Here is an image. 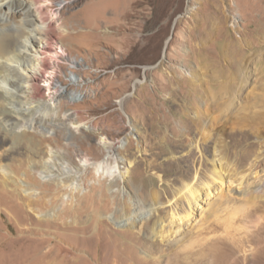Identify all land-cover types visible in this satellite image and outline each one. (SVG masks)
<instances>
[{"label": "rangeland", "instance_id": "rangeland-1", "mask_svg": "<svg viewBox=\"0 0 264 264\" xmlns=\"http://www.w3.org/2000/svg\"><path fill=\"white\" fill-rule=\"evenodd\" d=\"M134 1L53 2L52 9L69 20L79 19V30L87 33L76 36L68 27L66 50L75 60L60 64L67 71L57 72L55 78L66 98L75 97L66 111L74 124L66 135L51 131L48 138L27 131V138L38 143L35 159L41 162L46 150L54 147L83 165L82 156L92 161L105 158L107 139L117 144L112 160L116 158L121 175L110 184L85 165L78 188L64 187L42 180L29 168L26 146L16 145L17 153L0 141V163L12 170L8 180L0 174V264H165L171 243L224 236L232 245L226 264H259L251 233L264 221V162L258 176L249 169L260 155L258 146L245 163L243 177L231 169L223 173V192L218 182L208 183L209 189L202 186L185 217L186 211L163 191L178 185L175 179L181 178L178 169L183 166L179 159L187 150L193 153L196 176L202 174L207 158L197 139L179 147L186 140V108H206L207 98L213 96L211 109L228 105L242 122L264 126V0ZM132 3L133 23L121 27ZM159 14L165 24L151 34ZM128 35L137 40L133 47L126 44ZM190 75L199 79L196 86ZM253 111H259L258 116H250ZM235 139H225L232 162L245 144ZM21 182L30 185L29 194ZM153 183L162 192L159 216L166 229L172 224L177 232L169 231L164 241L159 240L160 248L123 243L128 230L142 235L138 226L128 227L127 217L133 216V201L143 206L138 220L154 205L146 197ZM240 189L247 190V197L238 193ZM255 190L257 195L251 196ZM216 204L220 206L213 213ZM185 207L189 210L186 202ZM150 214L149 220L158 213ZM172 215L176 218L170 222ZM85 226L87 232L81 229Z\"/></svg>", "mask_w": 264, "mask_h": 264}, {"label": "bare ground", "instance_id": "bare-ground-1", "mask_svg": "<svg viewBox=\"0 0 264 264\" xmlns=\"http://www.w3.org/2000/svg\"><path fill=\"white\" fill-rule=\"evenodd\" d=\"M54 1L56 0H0V141L7 142L9 148L16 150L17 153L19 148L16 145L26 146L27 153H25L29 168L35 169L42 180H53L58 185L77 189L76 181L80 172L84 170L85 165H91L98 175H103L108 178L110 184H115L121 175L119 163L115 157L112 160L117 147L116 142L104 139L105 158L92 161L82 156L84 164L78 165L71 161V156L67 152L54 147H49L45 158L37 162L35 158L39 156V153L33 148L37 147L38 143L35 138L26 136L27 131L33 132L35 137L37 133H40L42 138H48L46 134L51 131H61L66 135L67 131L71 130L69 125L74 124L72 114L66 111L75 97L72 95L71 99L66 98L62 85L55 78H57V72L67 71V68L60 64L73 63L75 60L66 50L65 41L71 39L68 27L71 26L72 34L76 36L81 33L85 35L87 32L79 30L81 27L79 19L69 20L59 10L56 12L57 8L52 9ZM141 1L143 0H135L133 3L139 4ZM133 3L129 11L123 15L121 27L125 28V25L133 23L131 17ZM48 8L52 11L51 13H48ZM160 15L153 21V24L158 23V27L151 34L158 33L165 24L161 22ZM217 17L224 19L220 15ZM213 27L215 28L214 25ZM126 40V44H130L131 47L135 41L137 42L129 35ZM194 76L189 77L193 82L192 85L196 86L194 82H198L199 79ZM72 79L77 80L76 77ZM240 82L242 87L245 81L241 79ZM210 91L213 94L212 89ZM207 99L209 103L206 108L185 109L188 120L185 121L182 132L186 140L179 144V147L183 148L185 142L197 139L203 146L202 151L207 158L202 163V174L198 176L193 174L194 156L190 150H187L179 159L183 166L182 169H178L181 178L175 179L178 185L163 191L175 199L180 209L186 211L184 217L195 207L202 186L209 189L208 183L218 182L222 188L223 173L230 174L231 169L237 170V175L243 177L246 174L244 173L246 169H243L245 163L251 154L256 152L257 146L260 149V155L256 156L249 169L258 176V168L264 162V126L242 122L238 112L228 105L225 109L218 106L211 109L209 105L216 102L213 96ZM253 112L255 115L250 116H258L259 111ZM226 137H234L238 142H245L244 147L235 155L236 162L231 160L232 152L225 142ZM254 137L258 140H252ZM239 168L242 169L238 171ZM11 173L9 165L0 163V174L5 178L4 180L10 179ZM241 182L242 180L238 184L240 185ZM21 185L25 194H29L30 185L27 183ZM155 185L156 183H153L146 193V197L152 199L154 205L147 208V211L143 213L145 215L138 220L143 206H137L133 201V216L127 217L128 227L132 229L138 226V232H142V235H137L135 230H128L127 236L122 238L123 243L160 248L162 244L159 240L164 241L169 231L177 232V229H172V224L169 229H166L165 220L159 216L162 192L155 189ZM230 188L231 185L228 188L229 191ZM3 189H1L2 192ZM256 191L251 196H256ZM240 192L247 197V190L238 191ZM32 194L35 195L37 192L33 191ZM185 202L189 210H186ZM26 205H30V202L28 201ZM219 206L220 204L214 205L212 212H216ZM150 211L154 213L157 211L158 214L149 220ZM248 214L250 217L251 214ZM173 217L176 218L172 215L170 222H173ZM178 218L180 219L181 216ZM86 228L85 226L81 229L86 231ZM251 237L256 242L255 259L259 264H264V221L256 226ZM176 242L168 245L171 253H168L165 264H190L192 261L200 264H226L231 256L232 245L227 236L203 237L187 244Z\"/></svg>", "mask_w": 264, "mask_h": 264}]
</instances>
